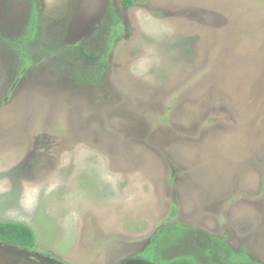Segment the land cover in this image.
I'll return each mask as SVG.
<instances>
[{
  "label": "rangeland",
  "instance_id": "rangeland-1",
  "mask_svg": "<svg viewBox=\"0 0 264 264\" xmlns=\"http://www.w3.org/2000/svg\"><path fill=\"white\" fill-rule=\"evenodd\" d=\"M122 1L0 0V220L72 264L134 255L174 222L264 264V0ZM113 10L124 31L101 60ZM35 12L21 74L8 42ZM97 62L98 84L68 75ZM194 235L167 252L208 264Z\"/></svg>",
  "mask_w": 264,
  "mask_h": 264
},
{
  "label": "trees",
  "instance_id": "trees-1",
  "mask_svg": "<svg viewBox=\"0 0 264 264\" xmlns=\"http://www.w3.org/2000/svg\"><path fill=\"white\" fill-rule=\"evenodd\" d=\"M134 3V0H123L122 4L124 7H129ZM35 10V9H34ZM111 15L114 17L112 18L113 21L109 22L108 24V30L102 31L101 34L104 35V41L100 39L103 44L104 42V50L103 48L99 50L97 53H101L99 57H101V60H105L108 58V51L111 50L113 47L114 40L117 36H119L124 31V24L121 21L120 14L117 12V10H113ZM37 12H35L33 21L30 27L29 34L14 40L13 42H8L9 45L16 48L17 52L20 53V56L23 58V61L25 62L23 69L20 71L21 74L25 72V70L30 66L28 62H33V60H36L30 57V52H27L28 50L27 45H29L30 40L34 39V35H36L38 22H37ZM104 29V28H101ZM63 47L67 48L68 50L75 49L81 50L82 55H94L96 52L93 53V50L91 48L87 49L84 48L83 45H68V44H62ZM78 53V52H77ZM97 55V54H96ZM85 57V56H84ZM95 57V56H93ZM96 56V59L99 58ZM33 59V60H32ZM79 72V77L76 75L68 74L70 77H73L79 82H84L81 77H85V74L88 73V78L90 81L94 84H98L101 80L102 72L104 71V66L102 63H95L88 69H84L82 67H78L75 69ZM96 71L97 76H96ZM75 72V71H74ZM87 79L85 81H87ZM176 207L174 206L172 209V215L175 216ZM194 231L192 227L183 225L178 222H174L172 224H163L161 227L157 229V231L152 236V241L149 246V253L147 257L151 258L153 257L155 246L162 241L164 243L163 250L166 251L165 256H167L169 253L167 250H169L170 245L172 244H178L179 242H182L183 240H187L190 233ZM205 234V240L207 241V247L203 245L201 249L204 251L206 255H209L208 257L210 260H208V264H263L259 262L257 259L251 257L245 250L241 252H236L233 250L229 243L227 242L226 238L224 236L220 235H212L209 233ZM0 240L16 244L20 247L24 248H33L37 246V240L35 236V232L33 228L28 225L25 222L20 221H4L0 220ZM165 248V249H164ZM216 250L218 251L219 256H215L214 253H216ZM164 255V254H163ZM170 255V254H169ZM158 261L160 264H203L199 260L195 258L194 255L191 254H185V255H175L170 258L167 257H158Z\"/></svg>",
  "mask_w": 264,
  "mask_h": 264
},
{
  "label": "flooded vegetation",
  "instance_id": "flooded-vegetation-1",
  "mask_svg": "<svg viewBox=\"0 0 264 264\" xmlns=\"http://www.w3.org/2000/svg\"><path fill=\"white\" fill-rule=\"evenodd\" d=\"M102 39V38H101ZM102 41H104V39H102ZM87 56H91V55H87ZM93 57V56H92ZM194 233L198 234L197 236L199 237V241L197 242L198 245L195 243L194 246H196V248H198V251L199 253H201L203 255V258L204 257H208L209 255H206L204 253V251L201 249V247H203V245L205 247H207L208 245L206 244L207 241L205 240V234L206 232H203V231H192L187 239V241L189 242V245L191 248H193V239L192 237H194ZM227 242L229 243L230 247L235 250L236 252H241L243 251V249H236L234 247H232V245L230 244V242L228 241V239H226ZM1 242H4V243H8V242H5V241H2L0 240ZM9 244H13V243H9ZM149 245H147V249L143 248L141 249L139 252H137L136 254L132 255V254H128V252L126 253L125 256H120L119 258H117L116 260H114L112 262V264H160L159 261H158V257L161 256V257H167V258H170L172 257V255L170 256L169 254L167 256H165V253L166 251H164L163 249H160L158 247V245L155 246V249L153 251L154 255L153 257L149 258L147 257L148 253H149ZM24 248V247H23ZM27 250H30V251H33V252H39L41 253L42 255H45V256H50V257H53V258H56L60 261H62L64 264H72V263H69V262H66L64 260H62L61 258L59 259L58 257H55L53 256V254L49 253V252H43V251H40L38 250L37 246L33 247V248H25ZM165 249V248H164ZM197 253V252H196ZM150 254V253H149ZM164 254V255H163ZM214 255L217 257L219 256L218 254V251L216 250V253H214ZM195 256V255H194ZM199 255H197L198 257ZM196 257V256H195ZM201 258V256H199ZM254 257V256H253ZM13 258H9L7 263H4V264H17V263H14L13 262ZM18 264H21V263H18Z\"/></svg>",
  "mask_w": 264,
  "mask_h": 264
},
{
  "label": "water",
  "instance_id": "water-1",
  "mask_svg": "<svg viewBox=\"0 0 264 264\" xmlns=\"http://www.w3.org/2000/svg\"><path fill=\"white\" fill-rule=\"evenodd\" d=\"M9 258H13V262L17 264H64L56 258L0 241V264L7 263Z\"/></svg>",
  "mask_w": 264,
  "mask_h": 264
}]
</instances>
